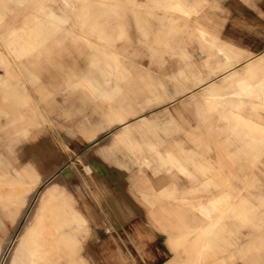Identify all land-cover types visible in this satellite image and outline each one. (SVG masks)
<instances>
[{
  "label": "rangeland",
  "instance_id": "rangeland-1",
  "mask_svg": "<svg viewBox=\"0 0 264 264\" xmlns=\"http://www.w3.org/2000/svg\"><path fill=\"white\" fill-rule=\"evenodd\" d=\"M178 1L0 0V264H25L27 252L12 256L30 226L28 252L40 246L42 264H66L68 250H79V236L87 235L75 192L98 202L101 169L125 174L138 204L173 217L175 230L197 222L183 262L264 264V60L251 72L217 78L216 95L183 102L225 56L200 29L248 46L225 28L218 1L190 0L197 11ZM226 49L225 60H235ZM173 58L188 66H168ZM183 76L197 84L183 81L190 88L167 97L158 80ZM113 103L122 107L107 108ZM144 114L157 123L119 134L124 116ZM34 147L26 158L22 152ZM173 153L179 160L163 159ZM124 199L134 209L131 196Z\"/></svg>",
  "mask_w": 264,
  "mask_h": 264
},
{
  "label": "crops",
  "instance_id": "crops-1",
  "mask_svg": "<svg viewBox=\"0 0 264 264\" xmlns=\"http://www.w3.org/2000/svg\"><path fill=\"white\" fill-rule=\"evenodd\" d=\"M182 1L189 10L197 11V7L192 1ZM215 1L221 4L225 28L234 35L235 39L248 47L223 40V38L218 36H209L200 29L202 33L200 34L203 38L212 42H218V47L225 56L224 59H219L217 66L212 70L214 75L211 76L206 84H199L198 89L189 91L191 92L188 94L189 97L183 100L186 103L201 96L216 95L213 92L217 89V78H225L226 76L225 80H227V77L232 75L234 71H243L245 68H247V72H251L258 63L264 60L263 55L259 56L256 54L264 51V0ZM168 45L171 46V44H167L166 46ZM226 47L231 48L233 52L237 53V56L234 57L235 60H225H228L226 55L230 51ZM175 51L172 50L171 52L174 53ZM182 53L184 56L187 55L183 48ZM243 57H246L245 59L249 63L245 67L239 68L238 65ZM254 57H257V59L254 60ZM162 60L163 62L166 60L164 55ZM168 61L169 64L172 63V65L168 66H188L183 58H176L175 61L173 58ZM181 74L184 75V72L181 71ZM170 75L172 73L169 72ZM185 76L178 77L175 80L169 77L158 80L160 85L165 89L167 97L174 98L179 92L188 90L190 88L188 83L197 84L194 80L186 81ZM116 106L122 107V105L113 103L107 106V108ZM165 113L173 116L172 108L167 107ZM161 116L163 114L159 115V117ZM120 118L121 116L118 117V119ZM157 119L156 117L153 119L147 114L140 115L136 119L131 120L129 116L127 118L124 116V126L119 134L125 136L135 128H140L146 123H157ZM48 132L50 134V142L57 141V143H61L59 136L55 132L49 128ZM75 142H78V140L76 139ZM155 142L157 141L151 140L152 144ZM60 145L62 148L60 149V154L63 158L65 148L62 143ZM36 150V147H34L32 150L27 149V151H23L22 153L27 158L34 155ZM168 151L169 154L170 150ZM179 156L173 153L168 157L164 155L163 159L175 157L179 160ZM187 156L192 160L195 158L194 154H188ZM116 159L118 164L123 168L127 170L132 169V163L129 158L117 155ZM89 167L90 169L86 171L91 173L94 168H97ZM168 170L172 171V169ZM125 178V174L117 172L111 174L108 170L101 169L97 174V184L102 198L98 202L81 201L79 195L75 192L76 209L84 222L83 229L86 230L87 235L84 237L79 236V250L74 251V253H71L70 249L68 250L66 264H196L194 260L192 262L189 260V262H183L181 257L186 254V250L195 246L197 222L194 226L190 225V227L184 228L181 231L175 230L171 226L175 223L173 217L164 216L162 210L158 208H156L155 212L150 206L138 204L135 197L131 194ZM125 195L131 196L134 200V209L127 204L124 199ZM87 207H96L98 210L102 209L103 212L98 211V215H90L86 210ZM1 224L6 225L3 218H0ZM129 232L133 236L132 241L128 239ZM122 236L123 239L120 238ZM181 241H183L182 245L180 244ZM103 248L107 250H103ZM84 253L86 256H84ZM95 256H97V262Z\"/></svg>",
  "mask_w": 264,
  "mask_h": 264
},
{
  "label": "bare ground",
  "instance_id": "bare-ground-1",
  "mask_svg": "<svg viewBox=\"0 0 264 264\" xmlns=\"http://www.w3.org/2000/svg\"><path fill=\"white\" fill-rule=\"evenodd\" d=\"M71 168V167H70ZM70 169H67L66 171H67V173H69L68 175H70L71 176V170L69 171ZM65 171V170H64ZM64 174H66L65 172H64ZM63 174V175H64ZM67 175V174H66ZM8 176V175H7ZM61 176H62V173H61ZM58 177V176H57ZM56 177V178H57ZM10 178L11 179H13V180H16V179H18L19 181H21V182H23L24 181V176H23V178H19L17 175H15V174H10ZM28 180V179H27ZM44 180V179H43ZM53 180V179H52ZM29 181V180H28ZM37 182V181H36ZM31 184V183H30ZM29 183L28 184H26V185H30ZM17 186V185H16ZM22 186V185H21ZM22 188V187H21ZM23 190V189H22ZM21 190V191H22ZM50 190V189H49ZM24 191V190H23ZM46 191V190H45ZM23 193V192H22ZM22 193H19V195L17 194V192H16V195H18V198H19V196H20V194L22 195ZM45 193V192H44ZM53 193V192H52ZM42 194V193H41ZM46 195L44 196V198H46V196H47V193H45ZM223 200V199H222ZM44 201V200H43ZM224 201V200H223ZM38 202H39V200H38ZM213 203V202H212ZM41 207V206H40ZM217 207V206H216ZM25 208V207H24ZM214 210V209H213ZM25 211V210H24ZM36 217V216H35ZM34 218V217H33ZM29 219H31V217L29 218ZM28 219V220H29ZM20 220V219H19ZM33 219H31L30 221H32ZM27 223H28V221H27ZM32 223V222H31ZM29 224V223H28ZM33 224V223H32ZM36 225V224H35ZM25 226H26V223H25ZM24 226V227H25ZM29 226V225H28ZM28 226H26V227H28ZM35 226H30L29 228H23V230L25 231V233L23 234V236H22V238H21V240L20 241H18L19 242V244H18V246H16L17 248L14 250V256H12L13 258L12 259H14L15 260V258H17L18 256H20V254H21V252H27V254L25 255L26 256V259H25V264H42V261L39 259V257H37V252H36V250H38L39 248H40V246L38 247V248H32V252L30 253V252H28V249H29V245L27 244V240H30L31 241V239H32V235H33V232H34V228ZM38 227V226H37ZM26 229V230H25ZM36 232V231H35ZM39 232V231H38ZM21 233H23V232H21ZM13 234V233H12ZM19 234V233H18ZM37 234V233H36ZM21 235V234H20ZM44 236V235H43ZM19 238V237H18ZM19 240V239H18ZM5 242H9V241H6L5 240ZM17 242V243H18ZM6 244V243H5ZM17 245V244H16ZM39 245H40V243H39ZM41 249V248H40ZM39 249V250H40ZM42 250V249H41ZM8 256V255H7ZM41 256H42V254H41ZM184 257V256H183ZM8 258H10V257H8ZM7 258V259H8ZM20 259H22L21 257H19ZM41 258V257H40ZM11 260V259H10ZM190 261V260H189ZM24 263V262H23ZM12 264V263H11Z\"/></svg>",
  "mask_w": 264,
  "mask_h": 264
}]
</instances>
